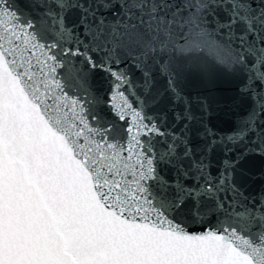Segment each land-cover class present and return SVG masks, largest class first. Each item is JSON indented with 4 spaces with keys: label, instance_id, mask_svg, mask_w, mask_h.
<instances>
[{
    "label": "snow or ice",
    "instance_id": "obj_1",
    "mask_svg": "<svg viewBox=\"0 0 264 264\" xmlns=\"http://www.w3.org/2000/svg\"><path fill=\"white\" fill-rule=\"evenodd\" d=\"M257 160L264 0H0V264H264Z\"/></svg>",
    "mask_w": 264,
    "mask_h": 264
},
{
    "label": "water",
    "instance_id": "obj_2",
    "mask_svg": "<svg viewBox=\"0 0 264 264\" xmlns=\"http://www.w3.org/2000/svg\"><path fill=\"white\" fill-rule=\"evenodd\" d=\"M232 117L230 116H227L223 113H218L217 114V118L216 120L214 121L218 127L220 128H226L228 125H227V121L230 120ZM253 168L254 169H259L261 168L262 166H264V163H262L261 161L257 160V161H254L253 164H252Z\"/></svg>",
    "mask_w": 264,
    "mask_h": 264
}]
</instances>
